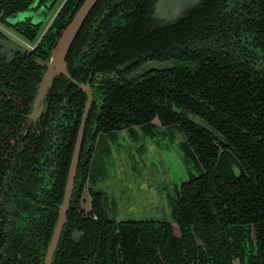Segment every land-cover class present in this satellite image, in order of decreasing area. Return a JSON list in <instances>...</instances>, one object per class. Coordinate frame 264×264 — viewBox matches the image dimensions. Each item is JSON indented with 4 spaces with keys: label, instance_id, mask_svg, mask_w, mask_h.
<instances>
[{
    "label": "flooded vegetation",
    "instance_id": "obj_1",
    "mask_svg": "<svg viewBox=\"0 0 264 264\" xmlns=\"http://www.w3.org/2000/svg\"><path fill=\"white\" fill-rule=\"evenodd\" d=\"M45 1L3 0L0 6V128L15 131L12 137L4 129L2 141L3 148L11 149L0 189V264H45L75 154L68 205L50 264H57L67 247L83 252L85 246L88 264H97L103 246L108 247L106 255L121 261L127 255L126 235L134 247L129 255L140 261L147 256L142 234L150 239L154 264H172L176 251L184 262L191 247L198 261L207 255L203 231L213 225L217 204L208 206V193L198 198L191 193L189 187L199 173L184 131L174 123L162 124L158 115L180 114L219 142L222 134L211 123L214 107L206 103L198 110L196 104L191 110L184 102L206 101L205 89L191 90L193 83L220 88L224 78L190 75L197 69L215 68L218 73L225 67L229 78L264 81V0H205L189 15L163 26H154L149 16L153 0H96L73 37L63 67L35 104L58 40L84 2L53 0L46 6ZM154 62L162 68L152 69ZM117 88L140 93L144 88L142 98L151 100L150 106L163 101L164 107H149V122L103 125L110 93ZM121 130L134 140L138 132L140 139L178 146L187 177L167 194L178 232L164 217L120 219L98 187L108 174L105 157L111 142ZM152 171L162 182L155 164ZM83 193L89 195V210L80 204ZM190 211L199 212L198 232L187 215L181 216ZM236 225L245 230L238 252L248 260L259 253L258 231L254 222Z\"/></svg>",
    "mask_w": 264,
    "mask_h": 264
},
{
    "label": "trees",
    "instance_id": "obj_2",
    "mask_svg": "<svg viewBox=\"0 0 264 264\" xmlns=\"http://www.w3.org/2000/svg\"><path fill=\"white\" fill-rule=\"evenodd\" d=\"M2 4L3 0H0V6ZM224 68L218 73L215 68L195 70L196 73L191 74V77L224 78L223 82L220 88L193 83L191 90L205 89L206 101L202 103L203 105L189 99H185L184 102L185 107L191 110L196 104L200 106L197 107L198 110L205 108L206 103L214 107L217 114L212 113L211 123L222 134L219 142L212 134L205 132L180 114L168 112L165 115H158L162 124L174 123L184 131L190 146V157L198 166L199 173L191 186L189 185L191 193L195 198L208 193L212 198V205L208 203V206L217 204L212 210L213 216L210 220L213 225H206L203 231L207 255H202L196 261L195 249L191 247L186 261H180L179 253L176 251L172 255V264H264V81L241 76L232 79L229 78L228 70H223ZM141 92L133 88L128 91L117 88L111 92L103 125L108 122H111L112 126L149 122L153 116L147 115V110L149 107L163 108L164 106H160L163 101L156 107L150 106L151 100L142 98L145 89L142 88ZM177 95L176 93L175 96ZM4 129L12 133V137L15 132L14 129L3 125L0 128V189L3 173L8 165L6 154L11 149L2 147V141L5 139L3 135L6 134ZM196 214L198 217H195ZM183 215L188 216V222L193 223L196 232L200 231L202 225L199 226L201 224L199 212H184L181 216ZM243 220L255 223L261 244L259 253L252 255L248 260H244L242 252H238V247H242L245 230L239 225H236L238 228L234 226L237 221ZM186 231L191 245L193 241L188 227ZM149 240L142 234L145 248L143 251L147 253L143 260L138 261L135 254L129 255L134 247L131 237L126 235L123 237V244L126 243L127 255L122 256L121 261H118L114 254L106 255L104 252L108 247L103 246V251L98 253V261L95 260V263L154 264L150 257ZM87 249L85 246L82 252V248L67 247L57 259V264H88L84 256ZM234 259H237L236 263Z\"/></svg>",
    "mask_w": 264,
    "mask_h": 264
},
{
    "label": "rangeland",
    "instance_id": "obj_3",
    "mask_svg": "<svg viewBox=\"0 0 264 264\" xmlns=\"http://www.w3.org/2000/svg\"><path fill=\"white\" fill-rule=\"evenodd\" d=\"M137 134L134 140L128 131L116 133L111 151L105 157L108 174L98 187L103 189L108 202H113L115 216L120 219L164 217L178 232L167 194L187 177L180 150L173 142L164 144L162 140L159 146L150 138L140 139ZM152 164L160 171L162 182L155 178ZM80 204L83 209H90L88 193H83Z\"/></svg>",
    "mask_w": 264,
    "mask_h": 264
},
{
    "label": "water",
    "instance_id": "obj_4",
    "mask_svg": "<svg viewBox=\"0 0 264 264\" xmlns=\"http://www.w3.org/2000/svg\"><path fill=\"white\" fill-rule=\"evenodd\" d=\"M53 0H46L45 5H49L50 2ZM205 0H153L151 4V9L149 16L152 20V23L154 26H163L168 25L171 23H174L177 21L178 18L187 16L191 13L192 9L196 7L198 4L203 2ZM96 0H84L78 11L76 12L74 18L72 21L68 24L66 29L63 31L62 36L58 40V44L56 49L52 53L51 58V64L49 66V70L45 73V75L42 78V81L40 83V87L38 89V95L36 97V102L43 97L44 93L46 92L47 88L49 87L54 73L60 70V68L63 67V59L65 54L68 51V48L73 40V37L75 36L78 28L80 27L83 19L89 12V10L92 8V6L95 4ZM4 45V47L7 46L6 43H1ZM152 69L153 68H162L163 64L159 63H151L149 65ZM148 69V68H147ZM194 123L202 124L198 119H192ZM77 162V155L75 154L71 167L69 172V178H68V186L65 192V196L63 199L62 204V211H61V218L56 223L55 229L51 238V242L49 244V247L47 249V257L45 259V264H50V258L52 256V253L56 247L57 239L60 234L64 218H65V211L66 207L68 205V199H69V185L72 181V175L76 167Z\"/></svg>",
    "mask_w": 264,
    "mask_h": 264
}]
</instances>
